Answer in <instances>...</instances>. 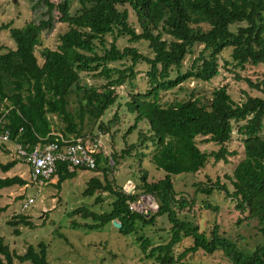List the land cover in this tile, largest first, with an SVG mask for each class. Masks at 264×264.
Returning <instances> with one entry per match:
<instances>
[{
  "label": "trees",
  "instance_id": "obj_1",
  "mask_svg": "<svg viewBox=\"0 0 264 264\" xmlns=\"http://www.w3.org/2000/svg\"><path fill=\"white\" fill-rule=\"evenodd\" d=\"M37 1L45 6L40 22L28 21L22 27H12V22L4 25L15 47L3 51L0 46V134L8 130L13 143L29 149L55 141L58 134L66 138H100L99 133L110 132L121 121L118 112L108 122L102 119L120 99L117 87L123 85L128 89L126 107L133 118L124 139L138 127L146 129L135 142L126 141L120 152L107 156L100 148L95 153L96 166L92 170L102 171L104 179L91 177L84 194L107 192L114 200L110 210L104 212L87 206L71 210V217L89 220H72V226L100 229L116 220L122 224L119 232L130 236L138 233L139 224L151 225L166 218V242L153 246L149 237L138 236L146 257L159 264H177L198 251L207 255L221 252L230 264H264V93H246L239 101L226 86H221L210 94H191L168 104L163 101L167 91L181 88L189 80L210 82L219 74L221 61L229 71L230 66L246 70L264 65V0ZM55 10L60 13V22L69 28L60 34L56 48L40 49L43 31L55 25ZM125 38L126 44H120ZM142 42L147 43L151 54L140 50L137 44ZM198 44L203 48L190 68L182 71L185 58ZM226 50H230V59L224 57ZM120 61L128 63L126 68L111 66ZM140 63L149 66L146 88L136 82L135 68ZM95 71L106 79L105 84H90L82 76ZM238 77L252 89H264V80ZM53 116L64 124L60 132L55 129ZM234 131L242 138L243 159L230 174L214 179L206 176L207 181L198 186L208 197L222 195L229 201L238 213V225L254 224L253 237L259 241L252 251L241 249L219 223L214 224L210 234L203 230L191 214L197 198L177 190L174 177L198 173L211 157L228 162V156L235 154L227 147ZM199 138L219 149H202ZM127 157L138 162L131 174L134 179L130 175L135 184L133 192L111 176ZM19 162L26 163L18 157L8 162L0 158V169L10 171ZM144 162L162 170L164 176L152 177ZM80 170L88 169L71 170L67 163H58L55 185L61 188ZM27 183L19 175L0 177V189ZM143 195L156 200L157 211L144 213L132 208L131 204ZM101 200L99 197L97 201ZM205 207L220 212L219 204L210 200L205 201ZM6 209L0 206V213ZM7 223L17 236L21 225L36 227L24 212L13 215ZM55 233L64 238L59 228ZM184 239H190L191 244L176 256L174 247ZM0 253V264H14L15 259L50 264L44 241L36 246L29 244L18 254L0 239Z\"/></svg>",
  "mask_w": 264,
  "mask_h": 264
},
{
  "label": "rangeland",
  "instance_id": "obj_2",
  "mask_svg": "<svg viewBox=\"0 0 264 264\" xmlns=\"http://www.w3.org/2000/svg\"><path fill=\"white\" fill-rule=\"evenodd\" d=\"M58 2L60 0H54ZM45 6L37 0L30 2L28 0H0V46L3 51L15 47V43L10 36L9 28L4 27L12 22V27H22L28 21L40 22L44 18ZM55 25L52 29L44 30L42 34V44L40 49L44 47L56 48L59 44L60 34L68 30L69 26L60 22V13L55 10ZM120 44H126V38L120 41ZM137 46L141 51L151 54L147 43H139ZM203 48V44L196 45L193 50L185 58L181 70L186 71L190 68L193 59ZM224 57L230 59V50H226ZM127 62L120 61L112 63V67L126 68ZM221 61L220 72L210 82L189 80L182 84V87H176L165 93L164 102L166 104L176 102L178 100L187 99L191 94L201 95L210 94L215 88L226 86L228 90L234 94L235 99L241 101L245 98V94L263 95V90L252 89L245 79L238 76L251 77L253 80L257 78L264 80V65L257 67L249 66L246 70L234 69L231 71L225 69ZM149 66L146 63H140L136 66V82L141 88H146L147 71ZM177 70H175L176 72ZM99 72V71H98ZM95 71L92 74L83 73V78L90 84L101 86L107 81ZM126 79V81H128ZM264 88V86H263ZM117 91L121 94L120 99L111 106L103 117L104 122H108L115 112H118L121 118L117 126L111 128L108 133H99V137L103 143V153L107 156L126 147L127 142L133 143L138 139L141 127L136 128L128 138L124 139V133L129 125L133 123L132 114L128 112L126 107V94L128 89L125 85L117 87ZM55 122V129L64 127V124L56 117H52ZM127 141V142H126ZM199 145L204 150H218L219 146L210 142H205L203 138L198 139ZM13 144L5 143L0 145V158L3 162H8L17 156L14 154ZM230 151L235 152L234 155L228 156V162L223 159L215 161L210 158L206 166L196 174L176 175V189L185 191L197 198V203L192 208V216L203 230L210 234V230L215 223H219L221 228L227 232L230 238L235 239L241 249L252 251L257 243L258 238H254V224L246 225L244 223L238 225V213L234 211L233 205L224 199L222 195H214L208 197L200 191L198 184L206 182V176L223 178L226 173H231L236 165L244 157V146L241 136L237 131L233 132V139L227 145ZM133 156L134 153L132 154ZM117 165L111 174L115 177L119 184H123L125 190L133 192L135 184L132 179V173L138 168L137 159L127 157ZM113 165L114 161L110 159ZM145 168L151 171V176L155 179L164 176L162 170L149 167L147 162L143 163ZM19 175L27 180L24 186L14 185L11 187L0 189V206H7V209L0 213V239H3L10 248L22 254L29 244L38 245L44 241L48 244V259L50 264H159L152 258H147L142 251L141 241L138 236L149 237L152 245L166 242L169 238L166 229L169 227L166 218L159 220L151 225H138V233L130 236L122 235L113 222L107 224L100 229H87L85 227L74 228L72 220L77 222H86L89 220L79 216L71 217L69 212L80 206L104 212L111 208L114 197L107 192L100 193L95 191L92 195H85L84 190L87 188L88 181L93 176L104 179L102 171L80 170L73 179L64 181L61 188H58L57 175L43 185L37 186L31 181L30 170L28 165L23 162L13 167L10 171L3 172L0 169V177ZM131 175V178H130ZM101 197V201H97ZM33 198V203L27 209H22L23 201ZM210 200L213 204H219L220 212L205 207V201ZM132 208L139 212H155L157 211V202L150 195H143L138 202L131 204ZM24 212L30 220L36 225L31 228L25 225L20 226L21 234L15 235L14 228L7 222L13 215ZM64 234V238L57 236L55 229ZM191 244L190 239H184L180 244L174 247V254L179 255L185 247ZM0 258L2 254L0 253ZM14 264H28L15 259ZM177 264H230L221 252L207 255L203 251L190 253Z\"/></svg>",
  "mask_w": 264,
  "mask_h": 264
},
{
  "label": "built area",
  "instance_id": "obj_3",
  "mask_svg": "<svg viewBox=\"0 0 264 264\" xmlns=\"http://www.w3.org/2000/svg\"><path fill=\"white\" fill-rule=\"evenodd\" d=\"M58 135L55 141L38 144L29 149L23 144L13 143L9 131L6 130L0 134V144H13L14 154L25 160L30 170L31 181L37 186L52 179L58 163H67L71 170L76 167H85L88 170L95 168V153L103 148L100 138L90 136L66 138ZM33 201V198L23 201L22 209H27Z\"/></svg>",
  "mask_w": 264,
  "mask_h": 264
},
{
  "label": "water",
  "instance_id": "obj_4",
  "mask_svg": "<svg viewBox=\"0 0 264 264\" xmlns=\"http://www.w3.org/2000/svg\"><path fill=\"white\" fill-rule=\"evenodd\" d=\"M113 225H114L115 227H117V228L122 227V224H121L120 222L116 221V220L113 221Z\"/></svg>",
  "mask_w": 264,
  "mask_h": 264
},
{
  "label": "crops",
  "instance_id": "obj_5",
  "mask_svg": "<svg viewBox=\"0 0 264 264\" xmlns=\"http://www.w3.org/2000/svg\"><path fill=\"white\" fill-rule=\"evenodd\" d=\"M19 164V163H18ZM18 164H16L15 166H17ZM1 191V190H0ZM3 195L2 193H0V196Z\"/></svg>",
  "mask_w": 264,
  "mask_h": 264
}]
</instances>
